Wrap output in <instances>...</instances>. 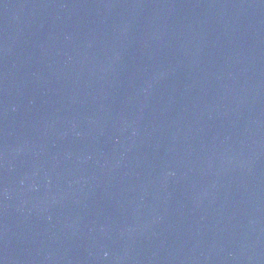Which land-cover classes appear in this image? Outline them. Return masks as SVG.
Listing matches in <instances>:
<instances>
[{
  "label": "water",
  "instance_id": "95a60500",
  "mask_svg": "<svg viewBox=\"0 0 264 264\" xmlns=\"http://www.w3.org/2000/svg\"><path fill=\"white\" fill-rule=\"evenodd\" d=\"M0 264H264V0H0Z\"/></svg>",
  "mask_w": 264,
  "mask_h": 264
}]
</instances>
